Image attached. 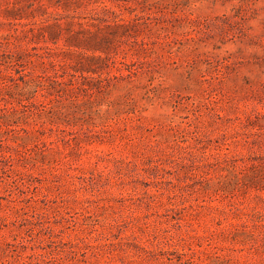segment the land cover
<instances>
[{
	"label": "rangeland",
	"instance_id": "obj_1",
	"mask_svg": "<svg viewBox=\"0 0 264 264\" xmlns=\"http://www.w3.org/2000/svg\"><path fill=\"white\" fill-rule=\"evenodd\" d=\"M0 264H264V0H0Z\"/></svg>",
	"mask_w": 264,
	"mask_h": 264
}]
</instances>
